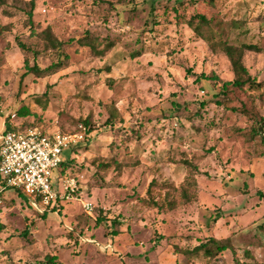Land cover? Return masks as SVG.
I'll return each instance as SVG.
<instances>
[{
	"label": "rangeland",
	"instance_id": "374dc122",
	"mask_svg": "<svg viewBox=\"0 0 264 264\" xmlns=\"http://www.w3.org/2000/svg\"><path fill=\"white\" fill-rule=\"evenodd\" d=\"M7 1L0 133L26 107L29 129L85 141L64 152L76 191L57 211L4 194L0 264H264V0H36L32 24L29 0ZM49 26L75 41L62 50L66 69L26 75V62L57 61L32 34ZM87 37L98 52L115 46L96 56L77 42ZM223 42L259 49L243 64L261 88L222 94L235 77ZM187 161L199 170L191 186ZM212 238L229 248L193 252Z\"/></svg>",
	"mask_w": 264,
	"mask_h": 264
},
{
	"label": "built area",
	"instance_id": "2783aa9c",
	"mask_svg": "<svg viewBox=\"0 0 264 264\" xmlns=\"http://www.w3.org/2000/svg\"><path fill=\"white\" fill-rule=\"evenodd\" d=\"M14 118L15 115L12 116ZM83 141L84 131L4 130L0 133V196L8 190H19L27 199L31 198L29 204L32 208H39L42 204L51 210L62 201L72 200L76 183L55 175L60 173L64 152L76 148ZM59 178L63 179L62 192L56 181ZM44 213L46 211L41 210V214Z\"/></svg>",
	"mask_w": 264,
	"mask_h": 264
},
{
	"label": "trees",
	"instance_id": "16d2710c",
	"mask_svg": "<svg viewBox=\"0 0 264 264\" xmlns=\"http://www.w3.org/2000/svg\"><path fill=\"white\" fill-rule=\"evenodd\" d=\"M35 2H36V0L27 1V5H29V11L27 12V16H28L31 24L33 23V12H34L35 7H36ZM7 3H8L7 0H0V9L6 7ZM2 14L3 15L5 14L4 11ZM8 28H9L8 26L0 27V35H2L3 31L8 29ZM32 34L34 36H39L40 39H42L46 43L47 50L49 49L51 52L56 53L58 56H57L56 62H53L49 67L44 68V69H41L36 64H34L33 67H29L28 63L26 62L27 72L25 74L27 75V74L31 73V74L39 77V78H48V77L55 75L57 72L66 69V65H64V64L66 62V59L69 60V56L65 55L64 52H62V50H63V48H65V46L72 45L75 41L74 40H70L68 42L60 41L52 32V29L50 26L47 27L45 30L39 32V33H36V34L32 33ZM88 40H89V37H87V39L86 38L78 39L77 42L82 47L90 48L91 51L96 56H104L108 50L112 49L115 46L114 42L109 41V42H107V47L103 51L98 52L95 44L92 43L91 41H88ZM16 43L24 53H30L31 52L30 49L26 46V44H24L20 39H16ZM221 48L224 50L225 54L228 56V58L231 62V66H232L234 75H235V77L232 81H223L222 82V89H223L222 94H225L226 91L230 87H232L236 90L242 91V92H246V90H248V89H259V88H261L262 84L258 83L255 78L251 77L250 73L248 72V70L245 68V66L243 64V54L245 51L259 52V49L257 47H254V46H246V45L235 48V47H232L231 45H229L227 42H223L221 45ZM202 79H204V77H202ZM211 80L220 81V79H218L217 77H212ZM44 96H47V93H45ZM17 116H18V119L20 120V123L15 124L14 121H12L11 123L5 122V131H25V130L29 129V126L25 125V123L28 120V118L33 116V113L30 111V109H28L26 107L20 108L17 111V115L15 116V118L13 120H15ZM121 122H122V120H121ZM83 124L85 126H88L89 125L88 119L84 120ZM32 128H34V127H32ZM263 131H264V127L261 129V131L260 130L256 131V133L258 135H260L259 132L262 133ZM43 132H45V131H43ZM89 132H91V129H89ZM63 133H65V132H63ZM261 140L264 143L263 137L261 138ZM77 148H78V146L74 149L76 150ZM68 163H69L68 160H64L60 166L59 171H60V174L62 175V177L66 173V168H67L66 166ZM186 166L190 170V178L187 181V184H189V186H191L192 185L191 181L195 180V177L199 174V170L195 165H193V163H191L189 161L186 162ZM14 191L19 198L24 200V202H26L27 205L29 207H31L29 204V200L21 191H19V190H14ZM4 194H2L0 196L2 203L6 202L7 204H13V199H11V200L6 199L4 197ZM260 195L262 198H264L263 194H260ZM182 198H184L186 202H189V196H188L186 191H183ZM168 206L171 210L175 209L177 207V205H175L174 201H170L168 203ZM59 207L60 206L55 205L53 207V211H57L59 209ZM45 216H46V213L42 214V217H45ZM70 236H72L71 233H70ZM228 248L229 247H228V245H226L225 241L216 240V239L212 238L209 241H207L205 243H201L199 246L195 247L193 249V252L195 251V252H197V254L198 253L199 254L204 253L205 255H207L208 257L211 258L215 254L226 251ZM41 264H59L58 257L56 255H47Z\"/></svg>",
	"mask_w": 264,
	"mask_h": 264
},
{
	"label": "crops",
	"instance_id": "0c3cea01",
	"mask_svg": "<svg viewBox=\"0 0 264 264\" xmlns=\"http://www.w3.org/2000/svg\"><path fill=\"white\" fill-rule=\"evenodd\" d=\"M5 130V123H3V125H2V132ZM1 132V133H2Z\"/></svg>",
	"mask_w": 264,
	"mask_h": 264
}]
</instances>
